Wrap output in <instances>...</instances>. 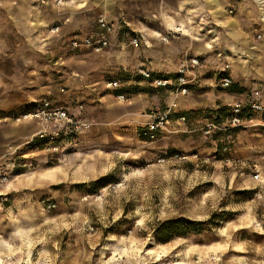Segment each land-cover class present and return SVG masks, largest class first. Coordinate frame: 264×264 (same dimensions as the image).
I'll list each match as a JSON object with an SVG mask.
<instances>
[{"label":"rangeland","instance_id":"rangeland-1","mask_svg":"<svg viewBox=\"0 0 264 264\" xmlns=\"http://www.w3.org/2000/svg\"><path fill=\"white\" fill-rule=\"evenodd\" d=\"M16 1L12 24L19 36L13 34L15 53L0 69V178L7 176L0 181V264H264V112L230 127L223 113L229 103L218 100L188 111L185 124L172 123V132L147 141L140 132L150 109L156 103L165 108L171 99L161 90L155 97L146 80L138 83L144 80L138 70L153 67L154 58L159 74L174 72L187 52L213 62L221 29L229 34L223 31L226 55L237 43L264 60V0H220L218 11L204 1L200 7L186 0H113V18L123 17L130 35L142 30L150 45L134 47L121 32L99 53L67 45L105 14L95 0L63 8L71 16L66 23L55 7L33 0L38 12L25 14V0ZM165 13L185 21L187 34L176 33L169 42L155 38L149 28L166 32ZM43 20V30L62 25L65 35L60 28L44 36L41 47V29L25 28ZM208 42L213 48L197 51ZM124 49L127 61L121 63L113 50ZM113 78L121 79L120 92L129 100L106 88ZM237 90L236 84L226 91L216 86L209 95ZM45 97L82 102L93 121L75 146L60 153L44 151L42 141H31L20 128L33 121L14 119ZM208 122L217 126L210 133ZM181 218L190 222L168 223Z\"/></svg>","mask_w":264,"mask_h":264},{"label":"built area","instance_id":"built-area-1","mask_svg":"<svg viewBox=\"0 0 264 264\" xmlns=\"http://www.w3.org/2000/svg\"><path fill=\"white\" fill-rule=\"evenodd\" d=\"M55 2L57 5H62L65 0H55ZM230 12H233V10H230ZM127 24L123 17L108 19L103 14L99 15L91 32L71 36L67 45L69 50L85 48L97 53L103 52L112 46L116 38L119 39L118 35L121 32H123L125 38L130 35ZM50 31L57 34L60 32V26H53ZM181 31L184 33L185 28L182 25H175L174 28H168L166 32L156 34V38L161 39L163 42H169L171 37ZM128 39L134 47H139L142 43L149 44V40L142 30L130 35ZM216 57L220 61L216 71L218 86L227 90L234 84V78L231 75V63L225 59V51L218 48H216ZM202 59L199 54L193 55L187 52L172 73L159 74L149 67H141L138 72L155 91L167 90L172 97H179L180 95L189 94L194 87L200 84L201 70L204 66ZM105 85L118 100L123 102L129 100L126 92H120L124 86L120 78L110 79ZM61 92H67L66 88L62 87ZM83 110L82 102H78L76 105L71 103L65 105L56 99L45 97L36 107L20 113L14 119L17 123L33 121L39 125L40 129L33 135L31 141L36 138L43 142L44 151L60 153L75 146L79 139L92 128L93 121L85 116ZM262 112H264V90L262 89L252 91L245 98L230 103L223 110L230 127L241 126L248 115ZM175 116L178 121L185 122L187 120V115L179 112L176 102L173 101H170L165 108L153 110L149 114L150 120L141 129V137L152 142L163 138L167 133L173 131L172 121ZM213 127L217 126L208 122L205 125L206 132L210 133ZM218 128L223 129L222 127ZM225 149L229 148L226 147ZM164 160V157L160 159V161ZM6 180L7 176L2 175L0 181L5 182Z\"/></svg>","mask_w":264,"mask_h":264},{"label":"crops","instance_id":"crops-1","mask_svg":"<svg viewBox=\"0 0 264 264\" xmlns=\"http://www.w3.org/2000/svg\"><path fill=\"white\" fill-rule=\"evenodd\" d=\"M36 1H37V5L43 6L44 8L45 7H55L56 10H58L57 13H59L61 16L60 19L62 17L64 18V21H59V22L66 23L71 19V16H68V15H65L62 13V9L71 6L70 4H74L75 3L74 0H65V2L62 5L55 4L53 2V0H36ZM186 1L187 2H197L201 5L200 7H203V5H204L203 1H204L205 5H207V7H209V8H211L212 11H218L219 9H222L224 7V4L220 0H186ZM24 2H26V3H23V5L27 7V10H24L25 14L38 12L37 9L34 8L35 5L33 4L34 3L33 0H27V1L25 0ZM95 2L104 10L105 14H103V15L106 16L108 19H112L114 16L117 15L116 10L114 9V1L113 0H95ZM18 6H20V4L18 5V2L16 0H0V69H4L5 67H7L10 64L9 62L4 61V58H6V56L8 54L12 55L13 53H15L12 50V48H13L12 44H13V39H14L13 34L15 33L17 36H19V35L14 31L13 24H12V16L14 14L18 13V10L14 11V8L18 9ZM30 6L32 7L31 9H29ZM199 9H201V8H199ZM261 9L263 10V15H264V7L262 6ZM189 11L197 12L198 9L197 8H192V9L189 8ZM100 15H102V14H100ZM164 17L166 20L164 22L165 23L164 29H167L171 26L173 27L174 25H182L184 28H186V25H188L185 21L184 22L177 21V19H175V16H172L168 13H165ZM167 22H168V24H167ZM56 24H58V23H56ZM34 26H36L37 30L41 29V36H40L41 38L39 37V41L37 44H39L41 47L45 46V45H42V43H44L43 41H45L43 39L44 36H48V34L51 35V33H52L51 31H49V29L43 30V29H45L44 27L47 26L46 20L41 21L40 24H33V25L31 24L28 27V29H27V27L25 29L30 31L33 28H35ZM58 26H60V25H58ZM60 28H61V34L60 35L64 36L65 34H64L63 26L61 25ZM221 28H223V25ZM149 29H151L155 33V35L156 34L159 35V32L164 31V30H160V31L153 30L152 28H149ZM185 30H187V29H185ZM221 30H222V32H221ZM221 30H219L220 31L219 34L222 33L223 36H221V34H220V37H219L220 45L218 43H216L215 46H217L216 48L225 51V55H226V50L222 48V47L225 48V45H224L225 42L223 41V38H224L223 31L225 29H221ZM224 32H225V35H227V36L229 35L227 30H225ZM184 33H186V32H184ZM229 33L231 34V32H229ZM52 34H54V33H52ZM248 35H246V37H244L246 41L250 40V38H251L250 36L252 35L251 32H248ZM53 36H56V35H53ZM59 36H56V38H58ZM191 38H192L193 42L200 40L199 36H192ZM232 38H230V41H232ZM236 44H229V47L231 48L229 50L231 55L230 56H229V54L226 55L225 59L228 62H230V60H231V75L234 78V84H236V86H238V90L236 92H231V93L222 92V93H226V94L209 95L212 91H214V88H216V86L218 88H220L218 86L217 75H216V71L220 65V61L216 57V48H214L215 51H213V53H214L213 55L215 56V58L213 57V62L209 61V60L207 61L206 59L204 61V66L202 67V70H201V72H202L201 77L202 78H201L200 84L197 87H194L189 94L180 95L179 99L177 100L178 105H179L178 111L181 113H185L187 115V118H188V113H187L188 111H197V110L199 111L202 108H205L207 106H211V104H215L218 100L230 104V103H233L237 100L245 98L249 93H251L252 91H254L256 89H262L263 90V87H264V64H263L264 60L259 61V57H258L257 52L252 51V53L251 52H245L244 53V51H241L240 48L238 47V45H236ZM211 48H213V46L210 42H208V43L198 47L197 51L198 52H204V51H207V49H211ZM113 54L115 55L114 58L117 61H119L121 63H125L127 61V53H126L125 49L124 50H117V51L113 50ZM134 65L137 66V61L134 62ZM160 66H161V64H160L159 59L154 58L153 67L159 68ZM153 67H149V68L156 71V69H153ZM156 72H158V71H156ZM144 81L145 80H141L138 83L141 84ZM136 82H137V80H136ZM147 84L149 85V83H147ZM160 90L163 93H167L169 95L168 97L171 99L170 101H172L173 97L171 96L169 91H167V90L164 91L162 89H160ZM222 90H224V89H222ZM224 91H226V90H224ZM154 93L156 95L155 97H157V95L161 92L158 90V91H155ZM156 104L152 106V108L150 109V112H152L153 110H155L157 108H161L160 106H157ZM225 106L226 105H224V107ZM139 108H141V107H139ZM221 108H223V107L218 106L215 110H219ZM201 116H202V114H200V113L193 114V117L196 119H198V117H201ZM185 122L178 121L176 119V116L173 118V121H172L173 124H178V123L185 124ZM174 126H176V125H174ZM20 128L25 132L26 135L33 136L35 134V132L39 129V125H37L35 123H33V124L25 123ZM10 245L11 244H8L9 247H12ZM25 260L26 259H23V261H25ZM26 261H29V259H27ZM9 263H13V264L17 263L18 264V262H8V264Z\"/></svg>","mask_w":264,"mask_h":264},{"label":"trees","instance_id":"trees-1","mask_svg":"<svg viewBox=\"0 0 264 264\" xmlns=\"http://www.w3.org/2000/svg\"><path fill=\"white\" fill-rule=\"evenodd\" d=\"M141 76V75H140ZM103 180H104V178H99L98 180H97V182L96 183H98V184H101L102 182H103ZM100 186H103V185H100ZM184 222V221H186V219H184V218H181V219H178V220H171V221H169L168 223L170 224V223H173V224H176L177 222ZM186 222H190V221H186Z\"/></svg>","mask_w":264,"mask_h":264},{"label":"bare ground","instance_id":"bare-ground-1","mask_svg":"<svg viewBox=\"0 0 264 264\" xmlns=\"http://www.w3.org/2000/svg\"><path fill=\"white\" fill-rule=\"evenodd\" d=\"M260 1H261V0H260ZM178 99H179V97H173V99H172L173 102H176L177 107H179V105H178V101H177ZM39 129H40V127H39ZM39 129H38V130H39ZM38 130H37V131H38ZM37 131H36V132H37ZM36 132H35V133H36ZM0 262H2V260H0ZM9 264H13V263H9ZM16 264H17V263H16Z\"/></svg>","mask_w":264,"mask_h":264}]
</instances>
